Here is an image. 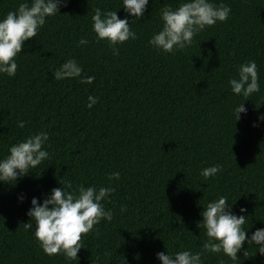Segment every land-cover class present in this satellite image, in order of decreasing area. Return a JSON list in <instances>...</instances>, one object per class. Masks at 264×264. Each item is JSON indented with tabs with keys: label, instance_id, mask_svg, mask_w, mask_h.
Segmentation results:
<instances>
[{
	"label": "trees",
	"instance_id": "16d2710c",
	"mask_svg": "<svg viewBox=\"0 0 264 264\" xmlns=\"http://www.w3.org/2000/svg\"><path fill=\"white\" fill-rule=\"evenodd\" d=\"M178 2L149 0L144 17L130 22L136 39L117 45L113 55L106 42L95 41L90 16L93 7L115 10L120 0H67L24 42L15 76L0 75V156L41 129L49 132L50 152L15 184L0 183V264H159L154 254L164 245L199 250V213L218 195L234 201L237 214L246 208L249 232L264 227V120L258 119L264 114V0H223L231 9L227 20L198 33L184 50L159 52L147 41L159 28L160 8ZM16 4L0 0V16ZM81 37L88 43L77 46ZM69 57L82 75L95 77L91 84L53 78ZM249 59L256 61L261 90L242 101L247 111L234 120L231 110L243 98L227 81ZM90 94L98 100L87 108ZM18 120L27 121L24 129ZM217 163L222 169L215 177H199L201 168ZM113 171L120 177L104 201L112 220L82 234L77 261L43 253L24 227L31 197L39 202L58 182L101 186ZM237 256L239 264H264V255L246 244ZM219 260L208 253L204 264Z\"/></svg>",
	"mask_w": 264,
	"mask_h": 264
},
{
	"label": "clouds",
	"instance_id": "9594fccd",
	"mask_svg": "<svg viewBox=\"0 0 264 264\" xmlns=\"http://www.w3.org/2000/svg\"><path fill=\"white\" fill-rule=\"evenodd\" d=\"M66 4L67 0H17L14 9L0 16V75L15 76L16 57L21 53L24 42L35 37L46 20L59 13V8ZM148 4L149 0H120L115 10L93 7L90 22L95 41L106 42L113 55H117V45L136 39L137 34L131 29L130 22L143 18ZM121 8L125 15L118 18L116 10ZM230 12V6L223 0L220 3L215 0H179L175 7L164 4L159 10V28L152 33L147 44L162 53L184 50L193 44L198 33L227 20ZM87 43L84 37L76 42L77 46ZM52 76L57 81L78 78L82 84H91L95 79L91 75H82V66L71 57L54 68ZM227 85L233 95L243 98L231 110L233 119L239 120L240 114L247 111L242 101L261 90L256 61L249 59L239 63ZM97 100V96L88 95L86 107L91 108ZM258 119L264 120V114H259ZM26 123L18 120L16 127L24 129ZM48 141L49 132L41 129L11 143L6 153L0 156V183L15 184L18 178L50 159ZM221 169V164H211L201 168L198 175L206 181ZM106 177L108 183L101 186L79 184L73 187L70 182H58L60 186L43 194L39 202L37 197H31L30 207L25 213L29 220L24 227L31 229L43 253L48 256L60 254L66 261H77L78 251L85 247L82 234L97 232L94 226L101 220H112L113 211L105 207L104 201L111 199L115 191L111 182L118 180L120 173L109 172ZM23 199V195L18 197L21 202ZM233 203L229 202L227 195H218L202 205L197 227L203 229L204 239L199 250L194 251L187 246L173 250L171 245L168 248L164 245L165 250L157 251L155 259L159 264H204L205 254L210 253L220 255L219 264H225V257L233 264H239L237 253L245 244L264 255V227L249 232L251 222L246 208H239L237 214L232 211ZM125 210L126 205L122 204L120 212ZM243 254L246 255L245 249Z\"/></svg>",
	"mask_w": 264,
	"mask_h": 264
}]
</instances>
